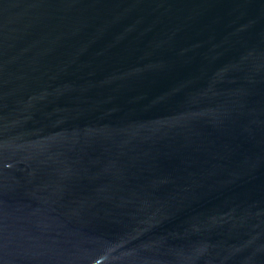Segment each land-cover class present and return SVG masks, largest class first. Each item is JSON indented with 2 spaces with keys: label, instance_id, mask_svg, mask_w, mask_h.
<instances>
[{
  "label": "water",
  "instance_id": "1",
  "mask_svg": "<svg viewBox=\"0 0 264 264\" xmlns=\"http://www.w3.org/2000/svg\"><path fill=\"white\" fill-rule=\"evenodd\" d=\"M0 264H264V0H0Z\"/></svg>",
  "mask_w": 264,
  "mask_h": 264
}]
</instances>
